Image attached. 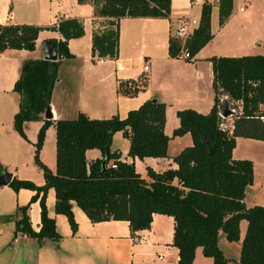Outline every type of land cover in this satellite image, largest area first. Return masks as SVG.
Returning a JSON list of instances; mask_svg holds the SVG:
<instances>
[{"label":"trees","instance_id":"trees-1","mask_svg":"<svg viewBox=\"0 0 264 264\" xmlns=\"http://www.w3.org/2000/svg\"><path fill=\"white\" fill-rule=\"evenodd\" d=\"M76 1L82 3L85 0ZM90 3L94 16L109 18L105 28L91 32L90 55L92 59H115L118 20L123 17L165 18L169 14L170 0H90ZM231 5L232 0H217L219 25L228 17ZM210 9L209 2L201 4L198 24L184 43L191 57L211 39ZM43 29L59 33L61 39L45 42L52 43L63 58L73 56L67 49V40L83 35L82 22L77 18H62L43 27L26 23L0 24V52L5 49L33 50L37 33ZM167 42L168 56L175 57L180 44L170 37ZM261 44L260 54L208 58L213 104L207 113L192 109L176 111L178 126L171 136L188 133L191 145L172 157L175 168L161 172L146 168L148 181L135 172L133 163L120 160L119 153L111 151L109 146L112 135L119 131L128 140V156L138 159L165 157L170 137L163 132V102L147 99L128 110L123 118L111 115L94 119L78 113L72 119H42L56 80L58 61L23 60L12 85L18 95L12 126L21 138L26 139L23 122L42 121L33 144V163L41 170L43 184L35 185L30 180L14 177L7 184L14 191L21 188L34 191L29 203L38 199L39 204L38 230L30 228L27 203L17 206L11 215L14 233L37 240H59L54 220L47 215L44 204L46 191L52 188L53 212L65 216L72 232L76 224L71 201L92 223L127 221L132 237L135 232L149 227L152 213L171 216L172 246L178 254L175 264H192L196 247H200L203 256L211 258L212 264H225L227 259L217 245L218 232L227 241H238V223L245 220L237 264H264V206L246 207L243 203L244 190L252 181V163L248 159L231 157L236 137L264 141V40ZM145 85L143 78L137 88L130 89L124 82H119L117 89L133 95ZM221 95L240 105V113L232 114L229 130L218 127ZM49 125L53 126L55 136L53 172L38 156ZM92 148L99 151L100 157L87 162L84 152ZM110 162L114 163L113 168ZM0 173H5L1 164Z\"/></svg>","mask_w":264,"mask_h":264},{"label":"crops","instance_id":"crops-1","mask_svg":"<svg viewBox=\"0 0 264 264\" xmlns=\"http://www.w3.org/2000/svg\"><path fill=\"white\" fill-rule=\"evenodd\" d=\"M211 5L209 29L212 34L192 57L185 60L169 57L167 41L170 23L176 18L189 17L198 22L201 4ZM62 18H77L83 25V35L67 40V49L73 56L61 58L56 69V80L51 89L48 107L51 119H72L78 113L88 118L103 119L111 115L123 118L128 110L143 101L154 98L164 103L163 132L167 141L165 157H130L128 140L121 132L111 137L110 150L119 153V159L133 163L139 176L148 181L146 168L161 172L175 168L172 157L182 148L191 145L188 133L171 136L178 126L177 110L192 109L207 113L213 104L211 88V56L253 55L255 47L264 40V0H232L231 10L219 25L217 0H170L169 14L165 18L123 17L118 20V54L115 59H92L91 32L107 26V17L93 15L90 0H0V24H33L49 26ZM61 39L54 30H40L34 49H5L0 52V164L11 178L26 179L35 185L43 184L41 170L33 163V144L42 121H25L21 138L12 126L17 111L18 95L12 90L21 62L25 59H43L45 40ZM260 54V53H256ZM143 66H147L143 70ZM146 85L133 95L118 91L119 82H130L128 88H137L142 79ZM139 88V87H138ZM226 99L224 95L219 96ZM239 114V102L231 104ZM236 108L238 111L236 112ZM44 119L43 113L41 114ZM234 115L226 118L231 125ZM120 135L124 144L113 143ZM87 162L100 157L97 149L84 152ZM39 159L52 172L55 167L54 128L45 129L39 150ZM233 159H248L252 163V181L245 188L243 203L246 207L264 206V141L236 137L231 150ZM1 174V173H0ZM34 191L12 190L0 186V264H175L178 258L172 246L173 219L171 216L152 213L147 229L132 237L124 220H105L92 223L71 201V212L76 224L72 232L65 216L53 212L54 191L48 188L44 197L47 215L54 220L60 236L57 242L22 233H14L11 216L17 206L29 203ZM30 228H39L38 199L27 208ZM246 227L245 220L238 223L237 251H231L230 242L219 231L217 245L227 259L225 264H237L240 240ZM13 238L16 240L13 241ZM192 264H212L203 256L200 247L194 250Z\"/></svg>","mask_w":264,"mask_h":264},{"label":"built area","instance_id":"built-area-1","mask_svg":"<svg viewBox=\"0 0 264 264\" xmlns=\"http://www.w3.org/2000/svg\"><path fill=\"white\" fill-rule=\"evenodd\" d=\"M198 22L192 18L189 17H180L176 18L170 23V38L175 39L179 44L180 48L179 51L176 53L175 57L182 58L185 60H191V56L188 54L184 47V43L186 39L192 34L193 30L196 28ZM147 66H143V70H145ZM128 87L131 85L130 82H127ZM228 104V108L232 111V114L234 112V109L232 108L231 104L235 103L236 101H229L225 99ZM221 101V100H220ZM219 108V107H218ZM218 114V113H217ZM219 122L218 127L220 130H229L230 124L226 122V118H223L218 114ZM110 167H114V163L110 162ZM16 239L13 238V241Z\"/></svg>","mask_w":264,"mask_h":264},{"label":"water","instance_id":"water-1","mask_svg":"<svg viewBox=\"0 0 264 264\" xmlns=\"http://www.w3.org/2000/svg\"><path fill=\"white\" fill-rule=\"evenodd\" d=\"M43 49H44V53H45L43 56V59L59 60L62 58V55L58 54L56 52V50L53 48V44L50 42H45L43 45ZM217 113L220 116H222L223 118H226V117L232 115V111L228 108V104H227V101L225 99H222L220 101V106L217 110ZM43 116H44V118H51V113H50L49 107H47L44 110ZM10 180H11V176L9 173L5 172V173L0 174V186L7 185Z\"/></svg>","mask_w":264,"mask_h":264},{"label":"rangeland","instance_id":"rangeland-1","mask_svg":"<svg viewBox=\"0 0 264 264\" xmlns=\"http://www.w3.org/2000/svg\"><path fill=\"white\" fill-rule=\"evenodd\" d=\"M255 50H257L258 52H254L253 55H255L256 53H261V45H259V47H255ZM237 111H238V108H236V112ZM113 143H115L117 145L124 144V139L120 135H117V137ZM229 242H230L231 251H234V253H236V251L238 249L237 244H236L237 241H229Z\"/></svg>","mask_w":264,"mask_h":264}]
</instances>
